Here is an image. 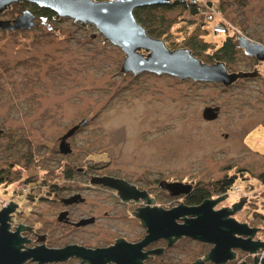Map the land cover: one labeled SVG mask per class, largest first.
I'll use <instances>...</instances> for the list:
<instances>
[{
    "label": "rangeland",
    "instance_id": "1",
    "mask_svg": "<svg viewBox=\"0 0 264 264\" xmlns=\"http://www.w3.org/2000/svg\"><path fill=\"white\" fill-rule=\"evenodd\" d=\"M24 3L11 4L0 19L28 8ZM218 6L228 32L211 30L217 18L201 21V13L178 6L162 12L173 24L160 39L170 50L189 49L190 38L206 42L213 52L227 36L236 45L238 35L264 45V0H218ZM124 56L92 24L81 26L70 18L36 16L28 30H0V189L26 192L47 185L64 163L81 167L107 161V173L139 184L141 177L151 176L154 182L163 178L202 186L235 174L232 186L239 191L228 190L218 206L230 209L246 196L231 216L257 227L253 239L264 241V184L257 178L264 173V61L236 46L224 61L226 70L255 68L259 77L238 78L225 87L165 74L123 73ZM195 56L207 64L216 61L204 51ZM206 107H216L217 116L204 118ZM83 118L86 123L67 139L74 151L62 155L59 138ZM210 247L184 237L172 251H181L185 264H191ZM245 255L236 250L234 262H247Z\"/></svg>",
    "mask_w": 264,
    "mask_h": 264
},
{
    "label": "flooded vegetation",
    "instance_id": "2",
    "mask_svg": "<svg viewBox=\"0 0 264 264\" xmlns=\"http://www.w3.org/2000/svg\"><path fill=\"white\" fill-rule=\"evenodd\" d=\"M67 142L70 152L61 154L69 156L74 148L70 140ZM107 163L81 167L64 163L60 170L53 172V181L47 185L29 187L26 192L10 190L9 187L0 189V199L3 201L0 212H6L0 214V218L5 217V246L15 250L13 262L185 264L183 253L172 251L184 236L177 239L161 236L135 249L134 245L142 242L147 235L143 221L145 218L154 220L157 211L162 212L178 205L197 206L214 196L202 197V186L194 181H180L190 184L191 188L188 192L178 194H172L165 183L179 180L161 178L154 182L151 176H145L141 177L142 183L139 184L107 173L104 170ZM103 176L122 182L118 183V187L105 185L98 181ZM62 178L65 182L59 185V179ZM22 199L23 204H20ZM42 205L47 208H41ZM218 205L219 202L213 209L224 207ZM21 206L26 208L22 209ZM176 221L182 223L183 217ZM112 247H116V255L108 257L102 254V250ZM124 254L128 255V259H119ZM142 254L144 257H139ZM57 256L59 258H55ZM234 261L235 257L224 264H237Z\"/></svg>",
    "mask_w": 264,
    "mask_h": 264
},
{
    "label": "water",
    "instance_id": "3",
    "mask_svg": "<svg viewBox=\"0 0 264 264\" xmlns=\"http://www.w3.org/2000/svg\"><path fill=\"white\" fill-rule=\"evenodd\" d=\"M171 0H0V13L10 8L11 4L25 2L38 8H46L54 13L53 18H70L81 26L92 24L105 40L118 46L124 53L120 65L123 73L138 74L150 72L157 75L165 74L179 80L191 79L194 81L220 83L227 87L238 78H252L259 76L253 71L228 72L223 61H215L212 64L201 62L188 48H176L170 50L160 38L147 34L144 27L136 21L133 10L149 5H163ZM35 25V14L30 9H23L10 19H0L1 31L28 30ZM236 46L243 52L258 61H264V45L252 41L243 35L236 37ZM139 50L146 52L141 54ZM216 107H206L203 110L204 118L212 119L216 116ZM86 123L83 118L77 124L71 126L60 138L58 151L62 154L70 152L67 138L70 137L81 125ZM98 181L105 185L118 187V179L103 176ZM166 187L172 194L188 192L190 184L180 181L166 182ZM226 194L215 199H205L197 206L178 205L171 209L158 212L155 219L145 218L143 223L147 228L145 239L135 244V249L142 247L147 241L161 236L188 237L211 247L202 258H197L191 264H224L235 257V251L240 250L248 254L255 253L264 248V241L254 240L253 236L257 227H251L245 222H238L231 215L238 210L246 200V196H240L238 202L232 207H223L217 210L213 206L221 201ZM5 210L0 214H5ZM183 217V222L176 219ZM5 217L0 218V264H17L13 262L15 250L5 246ZM51 250L49 251V253ZM57 252V251H55ZM59 252V251H58ZM102 254L116 255V247L101 251ZM144 257V254L139 255ZM264 257V256H262ZM260 260L261 264L264 261ZM59 258V256L55 257ZM128 259L124 254L122 258ZM253 260H256L253 258ZM238 264H256L240 262Z\"/></svg>",
    "mask_w": 264,
    "mask_h": 264
},
{
    "label": "trees",
    "instance_id": "4",
    "mask_svg": "<svg viewBox=\"0 0 264 264\" xmlns=\"http://www.w3.org/2000/svg\"><path fill=\"white\" fill-rule=\"evenodd\" d=\"M206 4L208 6L211 5L215 9L221 11V9L218 6V0H207ZM24 5L30 8L33 11V13L38 17L41 16L44 18L52 19L54 16V13L49 9L38 8L35 5L28 3H24ZM178 6H181L184 10H188L191 14L200 13V6L198 4L191 3L189 0L188 1L171 0L170 2L163 5H149V6L135 8L133 10V15L136 21L144 27L147 34L155 38L162 37L166 39L164 36L169 33L173 21H170L167 18H165L162 12L171 10ZM201 21H203V19H201ZM187 46H189V50L194 56L197 51H204L206 52V56H208L210 60L214 61V59H216V61L219 60L223 62L229 61L231 59V55L236 48L235 42L233 41L232 38L229 37L226 38L225 41L222 43V45L216 48L213 52L207 51L209 47L207 46L206 42L197 41L190 38ZM237 176L238 175L235 174L225 175L217 181H209L208 183L202 185L203 190L201 191L200 194L202 195V197L224 194L228 190H230V187L233 184H236V180L238 179ZM257 178L264 184V173L258 174Z\"/></svg>",
    "mask_w": 264,
    "mask_h": 264
},
{
    "label": "built area",
    "instance_id": "5",
    "mask_svg": "<svg viewBox=\"0 0 264 264\" xmlns=\"http://www.w3.org/2000/svg\"><path fill=\"white\" fill-rule=\"evenodd\" d=\"M190 2L198 4L200 6V13L203 15V20H208L209 22H212L213 19H215V18L218 19L217 22H214L212 24L211 30L213 29L214 32L222 33V34L226 33V31L228 32V29H229L228 23L224 22L222 20L220 13L217 12L213 6H211V5L208 6L206 4V1H204V0H190ZM232 188L239 191V187L237 185L230 187V189H232ZM262 256H264V249H260L257 252H255L254 254L246 253L245 257H243V258L245 260H247V259L253 260V258H255L259 263ZM263 258L264 257H262V260H263Z\"/></svg>",
    "mask_w": 264,
    "mask_h": 264
},
{
    "label": "bare ground",
    "instance_id": "6",
    "mask_svg": "<svg viewBox=\"0 0 264 264\" xmlns=\"http://www.w3.org/2000/svg\"><path fill=\"white\" fill-rule=\"evenodd\" d=\"M258 250H259V249H258ZM258 250H257V251H258ZM257 251H256V252H257ZM252 254H254V253H252Z\"/></svg>",
    "mask_w": 264,
    "mask_h": 264
}]
</instances>
